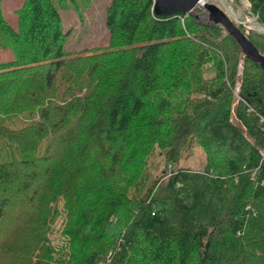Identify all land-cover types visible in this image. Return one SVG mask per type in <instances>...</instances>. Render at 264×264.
<instances>
[{
	"label": "trees",
	"instance_id": "1",
	"mask_svg": "<svg viewBox=\"0 0 264 264\" xmlns=\"http://www.w3.org/2000/svg\"><path fill=\"white\" fill-rule=\"evenodd\" d=\"M1 1L0 264H264V69L233 37L111 0L108 44L69 50L60 6L78 0H23L14 26ZM194 144L203 167L178 166Z\"/></svg>",
	"mask_w": 264,
	"mask_h": 264
},
{
	"label": "rangeland",
	"instance_id": "2",
	"mask_svg": "<svg viewBox=\"0 0 264 264\" xmlns=\"http://www.w3.org/2000/svg\"><path fill=\"white\" fill-rule=\"evenodd\" d=\"M23 0H2L1 6L3 15L13 26L16 22V14L14 10L22 4ZM78 7L74 8V5L70 3H63L60 6V14L63 21L65 30L69 31V37L66 43V47L69 50H79L84 48L92 47H104L108 44L109 31L106 28V7L109 5L111 0H89L86 5H83V1L78 0ZM231 6V11L225 10V13L235 21L236 24H241L244 27V33H263L264 23L259 22L250 11V5L247 0H228ZM196 18L200 22H209L207 15L202 13L196 8L193 12ZM193 14V15H194ZM194 15V16H195ZM9 51L0 49V61L9 60L11 58ZM241 64H239V69ZM210 74V73H209ZM205 152L202 148L197 145H193L190 149L184 150L178 166L190 167L192 169L202 168L205 162ZM176 165V166H177ZM166 160L164 156L158 151L154 150L148 158L145 173L147 178L145 182L148 184L153 178H157L160 175L166 174ZM162 178V177H161ZM144 188L140 190L132 188L130 195H136L141 193ZM58 214L54 219L51 227L53 230L51 238L53 243L61 244L60 231L66 223V212L64 211L63 200L59 199L56 204Z\"/></svg>",
	"mask_w": 264,
	"mask_h": 264
},
{
	"label": "water",
	"instance_id": "3",
	"mask_svg": "<svg viewBox=\"0 0 264 264\" xmlns=\"http://www.w3.org/2000/svg\"><path fill=\"white\" fill-rule=\"evenodd\" d=\"M198 0H153L155 14L169 15L178 11L192 13ZM209 22L218 24L236 41L244 56L257 63L264 69V54L251 42L247 34L243 33L223 10L214 4H207ZM195 15V14H194ZM196 17V15H195Z\"/></svg>",
	"mask_w": 264,
	"mask_h": 264
},
{
	"label": "built area",
	"instance_id": "4",
	"mask_svg": "<svg viewBox=\"0 0 264 264\" xmlns=\"http://www.w3.org/2000/svg\"><path fill=\"white\" fill-rule=\"evenodd\" d=\"M207 4H214L217 7H219L221 10H223L224 12H225V10L228 11V13L231 11V6L229 5L228 0H198L195 8H196V10H199L202 13L205 12V14L208 17V11L206 9ZM231 13H232V11H231ZM255 17L257 18V15H255ZM234 21H237V20H234Z\"/></svg>",
	"mask_w": 264,
	"mask_h": 264
}]
</instances>
